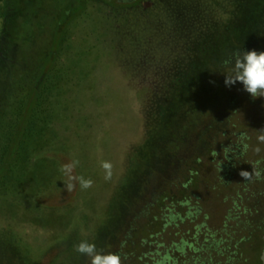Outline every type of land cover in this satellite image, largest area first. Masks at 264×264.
<instances>
[{
  "label": "rangeland",
  "instance_id": "1",
  "mask_svg": "<svg viewBox=\"0 0 264 264\" xmlns=\"http://www.w3.org/2000/svg\"><path fill=\"white\" fill-rule=\"evenodd\" d=\"M5 1L15 14L9 29L25 34L36 24L44 27L41 34L46 30L50 0ZM71 4L81 9L60 26L26 132L19 136L15 126L0 133L7 172L0 181V231L16 235L23 255L37 251L36 264H89L79 253L67 260L76 244L92 241L101 228L107 233L97 249L115 250L163 195H190L220 221L221 195L213 189L224 185L219 176L230 174L233 182L224 186H238L241 170L251 171L237 166L239 156L264 161V96L253 98L240 82L225 84L234 53L264 51V0ZM12 47L6 53L0 47V56L18 74L30 46ZM37 49L31 44L27 51L30 68ZM39 79L32 77L30 86ZM17 136L14 155H4L9 137ZM72 159L80 161L74 174L91 178V188L64 187L59 168ZM104 161L112 165L107 180ZM244 186H264V179ZM4 253L0 264H24L21 251Z\"/></svg>",
  "mask_w": 264,
  "mask_h": 264
},
{
  "label": "trees",
  "instance_id": "2",
  "mask_svg": "<svg viewBox=\"0 0 264 264\" xmlns=\"http://www.w3.org/2000/svg\"><path fill=\"white\" fill-rule=\"evenodd\" d=\"M47 1L45 0L46 4ZM49 2L46 6L47 12L49 11L46 17V30L43 29L41 34L43 26L35 24L34 30L24 34L23 31L15 32L9 29L15 14L10 11L11 8L7 7L5 0H0V37L7 36L5 44H1L0 41L2 51L5 53L8 50L14 51L13 44L30 46L21 53L24 64L22 71L20 70L18 74L12 72L16 67L12 63L7 64L3 56H0L1 135L15 126L19 129L17 131L19 136L26 132L31 113L35 110L34 107L40 98V87L43 84L46 85L45 80H42L44 72L51 64L54 52L57 51L54 48L57 42L60 43L62 37L59 36L60 26L68 22L71 16L81 9V5L72 7L71 0H50ZM46 10L43 11L44 14ZM46 34L51 35L49 40L40 41V36L43 37ZM250 36H245V40H252ZM31 38L33 40L29 42ZM240 40L242 39L239 38L238 42ZM50 41L54 42L51 48L48 45ZM30 43L38 47L34 60L35 68L32 66L30 68V64L27 63ZM35 76L40 77L39 85L30 86L29 81ZM179 81L180 78L177 82ZM19 136L17 139L14 138L13 142L12 137H9L10 140L7 139L9 140L7 146L3 147L4 155L5 153L9 156L14 155ZM243 152L240 153L242 156ZM239 157L240 159L235 162L237 166L241 164L252 171V162L249 163L248 160ZM227 165L223 164L222 167L225 168ZM6 173V165L1 162L0 181ZM230 176L224 173L219 176L218 182L229 185L232 181ZM241 180L243 183L238 180V186H213L215 192L221 195L220 204L224 209L220 221H213L211 212L205 204L190 195H185L181 200L175 199L171 194L163 195L145 207L141 222L131 225L118 247L110 252L121 254V264H262L260 256L264 244V186H244L249 180L244 177ZM8 233L6 230L0 231V243L3 242L5 245L4 248H0V251L6 252L4 256L11 257V254L16 251H21L20 256L24 264H36L37 251H25L26 255H23L22 249L19 250L16 235ZM105 233L100 228L91 242L95 244L101 242L106 237ZM8 246L11 247L9 250L6 249ZM76 253L73 250L67 260L71 261L75 258ZM78 255L82 257L81 254Z\"/></svg>",
  "mask_w": 264,
  "mask_h": 264
},
{
  "label": "clouds",
  "instance_id": "3",
  "mask_svg": "<svg viewBox=\"0 0 264 264\" xmlns=\"http://www.w3.org/2000/svg\"><path fill=\"white\" fill-rule=\"evenodd\" d=\"M229 63H231V72L226 74V86L240 82L243 89L251 94L253 98L264 96V51L255 49L238 51L234 53V59ZM261 139H264V137H261ZM244 147L246 150L247 146ZM260 150L259 147L256 148L257 152H260ZM79 163L78 159H72L59 168L61 175L66 178L63 182L68 192L73 191L77 184L82 189H89L93 185L91 178L74 174V169ZM262 163L264 161L261 160L251 163L252 171L241 170L240 175L246 180H251L253 176L256 179H264V168L260 167ZM101 166L106 170L105 179H110L111 163L104 161ZM75 251L87 257L89 264H121V254L119 252L98 250L96 244L88 239H82L76 244Z\"/></svg>",
  "mask_w": 264,
  "mask_h": 264
},
{
  "label": "water",
  "instance_id": "4",
  "mask_svg": "<svg viewBox=\"0 0 264 264\" xmlns=\"http://www.w3.org/2000/svg\"><path fill=\"white\" fill-rule=\"evenodd\" d=\"M263 241H264V235H263ZM260 258H261L262 264H264V244H263V250H262Z\"/></svg>",
  "mask_w": 264,
  "mask_h": 264
}]
</instances>
